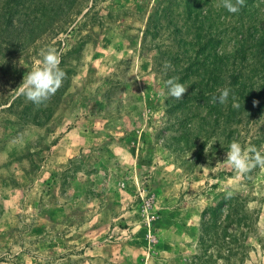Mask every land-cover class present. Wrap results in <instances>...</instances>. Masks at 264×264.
Listing matches in <instances>:
<instances>
[{"label":"rangeland","instance_id":"1","mask_svg":"<svg viewBox=\"0 0 264 264\" xmlns=\"http://www.w3.org/2000/svg\"><path fill=\"white\" fill-rule=\"evenodd\" d=\"M28 2L0 0V264H264V169L223 163L234 140L264 154V0ZM48 48L66 76L36 105L15 90ZM185 51L220 76L176 100L164 82ZM225 87L209 111L197 89ZM224 197L242 218H217L228 251L203 232Z\"/></svg>","mask_w":264,"mask_h":264},{"label":"clouds","instance_id":"2","mask_svg":"<svg viewBox=\"0 0 264 264\" xmlns=\"http://www.w3.org/2000/svg\"><path fill=\"white\" fill-rule=\"evenodd\" d=\"M244 5L245 0H220L217 6L223 7L229 13L236 14ZM39 55L41 59L36 61L37 66L27 72L23 77L22 83L15 90L18 96H24L28 101L36 105L43 104L54 96L62 86L66 76V73L60 68L61 53L56 48L41 49ZM171 67L170 62L166 61L164 63L165 71ZM177 80V77H172L166 80L164 85L168 96L181 100L187 88L182 83H178ZM217 91L219 94H213L210 103L227 104L231 90L225 87ZM234 107H239V105L234 104ZM223 163L230 166L237 175L247 174L257 167L264 169V154H262L261 149L254 145L244 148L239 142L234 140L229 144Z\"/></svg>","mask_w":264,"mask_h":264},{"label":"trees","instance_id":"3","mask_svg":"<svg viewBox=\"0 0 264 264\" xmlns=\"http://www.w3.org/2000/svg\"><path fill=\"white\" fill-rule=\"evenodd\" d=\"M35 1L36 0H29L28 5L33 4ZM248 5H249L248 3H245V5L242 8L246 9V7H248ZM6 8H8V7H5V9L2 7V9H1L2 10L1 11L2 18H5ZM24 8H22V9H24ZM211 35L212 34H206V35L200 37L201 40H200V42L197 43L198 50H200L201 53L206 54L205 55L206 59H208L212 56L216 57L215 54H217L216 52H212V47H214V49H215V46L213 43V41H214L213 37ZM196 37H199V35H197ZM240 40H242V39H240ZM262 52L264 54L263 50H262ZM184 53H185V54H183L184 57H182V59H181V63H183V67L180 68V70L177 69L175 72L172 73L173 77L178 78V80H177L178 83H183L185 80H187L189 78L198 76V73L200 71L202 72L201 77L202 76L204 77L206 74H208V76H210L212 74V76H214L212 79L216 78L217 76H220L218 71L216 73L213 72V68L212 69L210 68V66L207 64V62H208L207 60L204 59L201 62V61H199L198 56H196V57L194 56V58L190 57V59H188V57H187L188 52L185 51ZM237 54L238 53H236V55ZM262 67H264V65H262ZM226 74L227 73H224V75H226ZM197 92L199 95L207 97V99H208L207 108L209 109V111L217 109L214 104L209 102L210 98L208 96H209V94L214 92L212 89H208L207 91L197 89ZM188 108L189 107H187L186 109H188ZM174 110H176V107H174ZM216 119L218 121L219 117H217ZM226 206L228 208V214L225 217L223 223H226L229 220V218L231 217L230 215L233 214L236 216V218L234 216L232 221H233V224H235L234 228L237 230L238 225L242 221V218L239 217V215H238L239 208L241 207V205L238 202V199L235 197H224L219 202H217V204L213 208L203 212L204 217L206 216V214H209V216H210L207 221L205 220V222H203V232L206 235V237H205L206 241H211L213 239V242L217 244L219 249H227V251H228L230 245L233 246L235 244V240L232 239V237L234 235L227 234L225 231L220 232V233L219 232L214 233V231H216L219 227H222L221 223H218V225H217V218L221 214L222 209ZM236 248H238V247H236Z\"/></svg>","mask_w":264,"mask_h":264}]
</instances>
